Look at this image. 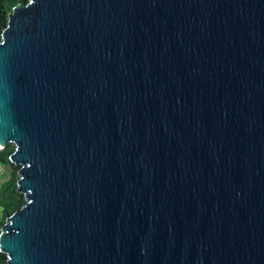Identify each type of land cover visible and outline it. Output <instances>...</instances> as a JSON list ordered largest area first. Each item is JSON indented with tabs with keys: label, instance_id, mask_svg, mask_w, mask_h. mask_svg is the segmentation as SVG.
Here are the masks:
<instances>
[{
	"label": "water",
	"instance_id": "water-1",
	"mask_svg": "<svg viewBox=\"0 0 264 264\" xmlns=\"http://www.w3.org/2000/svg\"><path fill=\"white\" fill-rule=\"evenodd\" d=\"M8 143V264H264V0L18 4Z\"/></svg>",
	"mask_w": 264,
	"mask_h": 264
},
{
	"label": "trees",
	"instance_id": "trees-1",
	"mask_svg": "<svg viewBox=\"0 0 264 264\" xmlns=\"http://www.w3.org/2000/svg\"><path fill=\"white\" fill-rule=\"evenodd\" d=\"M28 1L29 0H0V38L3 29L7 25L9 13L18 4ZM14 148L12 143H8L0 149V162L10 169L9 178L0 186V231L6 218L25 203L24 194L17 190L19 166L10 161V154L14 151ZM0 264H8L7 255L2 251H0Z\"/></svg>",
	"mask_w": 264,
	"mask_h": 264
},
{
	"label": "rangeland",
	"instance_id": "rangeland-1",
	"mask_svg": "<svg viewBox=\"0 0 264 264\" xmlns=\"http://www.w3.org/2000/svg\"><path fill=\"white\" fill-rule=\"evenodd\" d=\"M2 148V146H0V149ZM10 176V169L9 167H4V173L3 175L0 177V186L2 185V183H4ZM0 217H1V208H0Z\"/></svg>",
	"mask_w": 264,
	"mask_h": 264
},
{
	"label": "built area",
	"instance_id": "built-area-1",
	"mask_svg": "<svg viewBox=\"0 0 264 264\" xmlns=\"http://www.w3.org/2000/svg\"><path fill=\"white\" fill-rule=\"evenodd\" d=\"M4 165L0 162V177L3 175L4 173Z\"/></svg>",
	"mask_w": 264,
	"mask_h": 264
},
{
	"label": "bare ground",
	"instance_id": "bare-ground-1",
	"mask_svg": "<svg viewBox=\"0 0 264 264\" xmlns=\"http://www.w3.org/2000/svg\"><path fill=\"white\" fill-rule=\"evenodd\" d=\"M1 146V145H0Z\"/></svg>",
	"mask_w": 264,
	"mask_h": 264
}]
</instances>
